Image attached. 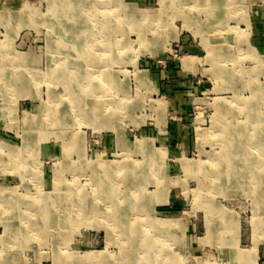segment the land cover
<instances>
[{"label": "rangeland", "instance_id": "374dc122", "mask_svg": "<svg viewBox=\"0 0 264 264\" xmlns=\"http://www.w3.org/2000/svg\"><path fill=\"white\" fill-rule=\"evenodd\" d=\"M257 96L264 0H0V264H264Z\"/></svg>", "mask_w": 264, "mask_h": 264}, {"label": "bare ground", "instance_id": "6f19581e", "mask_svg": "<svg viewBox=\"0 0 264 264\" xmlns=\"http://www.w3.org/2000/svg\"><path fill=\"white\" fill-rule=\"evenodd\" d=\"M59 25V24H58ZM63 26V25H62ZM66 31V30H65ZM74 41V40H73ZM75 42V41H74ZM83 50V49H82ZM56 77V76H55ZM58 77V76H57ZM57 79V78H56ZM18 80V79H17ZM20 81V80H19ZM72 84V83H71ZM72 90V89H71ZM255 102H257V103H259L260 104V102H262V103H264V97L262 96V97H256V99H255ZM79 105V104H78ZM230 105V104H229ZM220 109L221 110H223V108L224 109H226L227 108V105L226 104H220ZM230 107H231V105H230ZM87 111V110H86ZM230 111V110H229ZM231 112V111H230ZM257 113V112H256ZM31 120V119H30ZM33 123V122H32ZM254 126H259V125H254ZM262 128V127H261ZM257 129V128H256ZM237 130H239V129H237ZM255 130V129H254ZM240 131V130H239ZM264 133V132H263ZM243 139V142H242V144H240L241 145V147L243 148V149H247V148H250L251 146H250V139L251 138H248V137H246V139L245 138H243V135H240V139ZM246 141H245V140ZM255 140V139H254ZM253 144V143H252ZM3 147L2 146H0V153L3 151ZM233 153V152H232ZM244 153V152H243ZM242 153V156H244V154ZM228 155V154H227ZM226 155V159L228 158V156ZM246 155V157H247V154H245ZM233 157H235V156H233ZM245 157V156H244ZM243 159V158H242ZM247 163V162H246ZM186 168H187V166H186ZM200 169V168H199ZM198 169V170H199ZM223 170V169H222ZM235 170V169H234ZM109 175V174H108ZM55 180H57V176L55 177ZM233 180V179H232ZM235 180V179H234ZM98 183V182H97ZM218 185V184H217ZM100 188L101 189H105V187H103L102 185L100 186ZM2 189L0 188V192L2 193V191H1ZM256 190V189H255ZM0 193V194H1ZM114 194V193H113ZM111 197H112V195H111ZM114 197V196H113ZM141 197V196H140ZM1 198V197H0ZM77 204H78V206H80L81 208L79 209V212L82 214V216H83V213H87V211L88 212H90L89 214H96L97 212H98V208L97 207H95L94 206V202L92 203V204H90V203H88V198H86L85 196H83L82 195V193L81 192H79L78 194H77ZM141 200V199H140ZM125 202L126 203H128V204H131L132 206L134 205V202H131V199H129V198H127L126 200H125ZM139 202V201H138ZM143 202V201H142ZM115 204V203H114ZM125 204V203H124ZM91 205V206H90ZM120 205H122V204H120ZM139 207V206H138ZM142 207V206H141ZM111 212H112V214H114V216L113 217H116V215H117V213L120 211L119 210V208L118 207H116V206H114V207H110V209H109ZM81 214H79V215H81ZM78 215V216H79ZM123 220H125L126 219V217H123L122 218ZM124 223V222H123ZM125 223H126V221H125ZM154 225H155V227L159 230L160 229V227H163V226H165L164 224H166V223H164L163 221H155V223H153ZM175 224H177L176 222H175ZM139 224H137L136 222H134V221H132L131 222V227L130 228H128V236H129V238H133V240L131 241V240H129L128 242H130L131 241V245L132 246H130V248H132V249H135V251L138 253V255H140V256H143V257H139V258H137V259H140L141 261H143V262H141V263H139V264H146V260L147 259H145V255H147L148 253H149V248L147 247L148 245H147V242H146V237H147V234H146V232L142 229V227H140V226H138ZM45 226H47V224L45 225ZM102 226V225H101ZM124 230V229H123ZM125 234V233H124ZM127 234V233H126ZM117 235V234H116ZM137 238H139V239H141L139 242L137 241ZM137 241V242H136ZM151 250V249H150ZM90 254H88L87 256H85L84 258H82V259H79V261H89V258L90 257H92L91 255L89 256ZM97 255V254H96ZM96 257V261H98V262H100V260L101 261H103V259L100 257V256H95ZM130 257H126L125 259H129ZM148 261V260H147ZM140 262V261H139ZM158 264V263H157ZM172 264V263H171Z\"/></svg>", "mask_w": 264, "mask_h": 264}]
</instances>
